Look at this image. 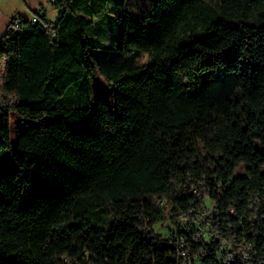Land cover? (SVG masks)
I'll use <instances>...</instances> for the list:
<instances>
[{
	"label": "trees",
	"instance_id": "trees-1",
	"mask_svg": "<svg viewBox=\"0 0 264 264\" xmlns=\"http://www.w3.org/2000/svg\"><path fill=\"white\" fill-rule=\"evenodd\" d=\"M48 1L56 23L0 39V264H182L212 204V232L264 242V0ZM106 9L111 47L88 34Z\"/></svg>",
	"mask_w": 264,
	"mask_h": 264
},
{
	"label": "built area",
	"instance_id": "built-area-1",
	"mask_svg": "<svg viewBox=\"0 0 264 264\" xmlns=\"http://www.w3.org/2000/svg\"><path fill=\"white\" fill-rule=\"evenodd\" d=\"M31 21L36 23L37 16H33ZM207 214L206 221L191 225L185 222L183 230L187 237L174 242L175 250L181 252L182 264H264V242L258 240L260 233L255 232L250 238L241 227V234L233 231L231 236L222 238L210 228L216 217L221 220L215 205L208 208ZM229 214L234 216V210ZM228 219L223 220L227 222Z\"/></svg>",
	"mask_w": 264,
	"mask_h": 264
},
{
	"label": "rangeland",
	"instance_id": "rangeland-1",
	"mask_svg": "<svg viewBox=\"0 0 264 264\" xmlns=\"http://www.w3.org/2000/svg\"><path fill=\"white\" fill-rule=\"evenodd\" d=\"M133 4L140 3L141 0H129ZM149 3V0H147ZM129 4V2H128ZM47 9L49 15H52V7L48 0H0V39L4 35L9 19L13 15H24V17L33 16L37 10ZM147 7L135 8L138 16L144 14ZM128 13L134 17L132 7L128 6ZM118 13L111 9H106L98 18L94 19L95 25L88 31L89 37L93 43L98 46L111 47L114 43H118L122 35V23L117 18ZM257 19V18H256ZM255 18L251 19V23H255ZM96 29V31H95ZM149 63V56L146 53H141L138 64ZM93 98L100 99L108 105L114 102V87L109 85L104 78L96 76L93 82ZM16 115V114H12ZM18 116V115H16ZM19 117V116H18ZM20 118V117H19ZM22 119V118H21ZM22 125L36 124V122L22 119ZM15 123H18L15 121ZM14 122H11V125ZM15 126V125H14ZM244 167H242L241 171ZM163 228V227H162ZM164 228L160 230L163 232Z\"/></svg>",
	"mask_w": 264,
	"mask_h": 264
},
{
	"label": "crops",
	"instance_id": "crops-1",
	"mask_svg": "<svg viewBox=\"0 0 264 264\" xmlns=\"http://www.w3.org/2000/svg\"><path fill=\"white\" fill-rule=\"evenodd\" d=\"M37 12H41L42 14L46 15L47 19H48L50 22H52V23H56L57 20H58V17H59L58 12L55 11V10H53V9H52V15H51V16L49 15V11H48L47 9H45V8H43V9H41V10H39V11L37 10ZM22 16H24V15H22ZM32 17H33V16H30V17L26 16V18H28V19H30V18H32ZM12 18H13V15L10 17L9 21H10ZM7 26H8V25H7ZM6 29H7V27H6ZM5 31H6V30H5Z\"/></svg>",
	"mask_w": 264,
	"mask_h": 264
},
{
	"label": "bare ground",
	"instance_id": "bare-ground-1",
	"mask_svg": "<svg viewBox=\"0 0 264 264\" xmlns=\"http://www.w3.org/2000/svg\"><path fill=\"white\" fill-rule=\"evenodd\" d=\"M176 253H177V257H178V259H179V258H181V259H182L181 252H180V251H178V250H176Z\"/></svg>",
	"mask_w": 264,
	"mask_h": 264
}]
</instances>
